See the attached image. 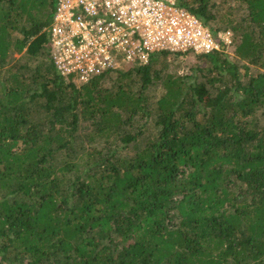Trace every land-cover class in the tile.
<instances>
[{
  "label": "trees",
  "instance_id": "trees-1",
  "mask_svg": "<svg viewBox=\"0 0 264 264\" xmlns=\"http://www.w3.org/2000/svg\"><path fill=\"white\" fill-rule=\"evenodd\" d=\"M177 3L231 53L76 84L55 1L0 0V264H264V0Z\"/></svg>",
  "mask_w": 264,
  "mask_h": 264
},
{
  "label": "built area",
  "instance_id": "built-area-1",
  "mask_svg": "<svg viewBox=\"0 0 264 264\" xmlns=\"http://www.w3.org/2000/svg\"><path fill=\"white\" fill-rule=\"evenodd\" d=\"M47 28L56 71L76 84L145 65L158 52L231 53L233 34L213 32L177 0H54Z\"/></svg>",
  "mask_w": 264,
  "mask_h": 264
},
{
  "label": "rangeland",
  "instance_id": "rangeland-1",
  "mask_svg": "<svg viewBox=\"0 0 264 264\" xmlns=\"http://www.w3.org/2000/svg\"><path fill=\"white\" fill-rule=\"evenodd\" d=\"M219 1V0H216ZM233 9L238 12L241 11L239 13V16H243L244 12L242 10V8H240L237 4H233ZM222 22H220V20L218 19V21L216 22V25H222ZM19 55L14 54L13 58H17ZM198 55H193V54H178L177 57L176 56H172L170 55V68L171 71H176L178 75H183L184 73H186L192 66V64L194 63L196 57ZM41 59L40 56H37L36 58H34V60L31 61L30 63V67L34 66L37 62H39ZM175 65V66H174Z\"/></svg>",
  "mask_w": 264,
  "mask_h": 264
}]
</instances>
